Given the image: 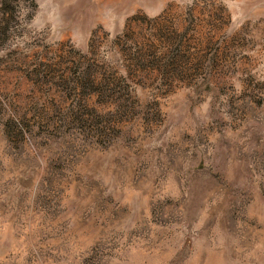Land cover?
Returning a JSON list of instances; mask_svg holds the SVG:
<instances>
[{
    "label": "rangeland",
    "instance_id": "rangeland-1",
    "mask_svg": "<svg viewBox=\"0 0 264 264\" xmlns=\"http://www.w3.org/2000/svg\"><path fill=\"white\" fill-rule=\"evenodd\" d=\"M0 264H264V0H0Z\"/></svg>",
    "mask_w": 264,
    "mask_h": 264
}]
</instances>
